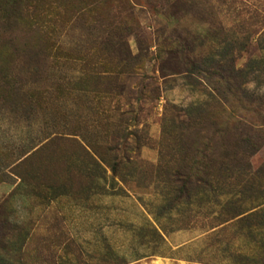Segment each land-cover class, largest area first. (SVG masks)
I'll list each match as a JSON object with an SVG mask.
<instances>
[{
	"label": "rangeland",
	"instance_id": "1",
	"mask_svg": "<svg viewBox=\"0 0 264 264\" xmlns=\"http://www.w3.org/2000/svg\"><path fill=\"white\" fill-rule=\"evenodd\" d=\"M43 20L0 19V264H264V0Z\"/></svg>",
	"mask_w": 264,
	"mask_h": 264
},
{
	"label": "trees",
	"instance_id": "2",
	"mask_svg": "<svg viewBox=\"0 0 264 264\" xmlns=\"http://www.w3.org/2000/svg\"><path fill=\"white\" fill-rule=\"evenodd\" d=\"M56 1L57 0H0V19L13 20L15 24L17 23V25L21 27L22 31L20 32H38L44 27L45 20L43 19L47 14V8L51 6V3H56ZM131 1L147 4L157 0ZM42 4L46 7H42ZM248 11H250V9H248ZM251 11L258 14L256 9H251ZM244 12L246 13L247 11ZM242 119H246V117H242Z\"/></svg>",
	"mask_w": 264,
	"mask_h": 264
},
{
	"label": "crops",
	"instance_id": "3",
	"mask_svg": "<svg viewBox=\"0 0 264 264\" xmlns=\"http://www.w3.org/2000/svg\"><path fill=\"white\" fill-rule=\"evenodd\" d=\"M180 245V244H179ZM176 245L175 247H178ZM135 264H204V263H195L192 260L182 258L179 256L166 257V258H150V259H140Z\"/></svg>",
	"mask_w": 264,
	"mask_h": 264
}]
</instances>
